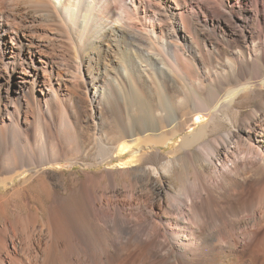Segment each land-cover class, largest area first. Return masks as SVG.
I'll use <instances>...</instances> for the list:
<instances>
[{
	"label": "rangeland",
	"instance_id": "obj_1",
	"mask_svg": "<svg viewBox=\"0 0 264 264\" xmlns=\"http://www.w3.org/2000/svg\"><path fill=\"white\" fill-rule=\"evenodd\" d=\"M3 1L4 3L0 2L1 6L6 8L8 4L6 13H10L8 16L6 14L4 22L8 23V27L23 38L14 39V43H17V40L27 43V40L32 39H26L22 37V34H33L36 38L32 40L34 45L38 42L41 43L40 45L43 44L40 49L46 56L52 58L56 66L55 70H46L39 62L34 65L43 79L47 77L56 84L54 87H58V91L55 90L57 98L49 109L45 108L44 100L39 93L35 98L40 102V109L36 106H27L24 101L22 102L20 112L27 115L32 122V126L29 127L31 137L39 135L37 132L33 133L38 123L42 139L47 149L50 148L48 151L55 156L56 161L43 166L47 172H39L40 176H33L31 179L33 181L29 180L25 183V175L14 178V181L10 183L9 179L14 173H0V185H3L2 183L5 185L4 188L0 186V226L12 217L10 214L12 211L19 215H26L24 204H34L44 209L48 203L54 202L62 215V212H66L62 211L63 206L66 205L64 198L74 193L76 197H79L78 199H84H80L79 203L83 205L79 204V206H83L84 210L88 207L87 211L83 210L86 214H89V208L93 204L91 202L96 201V199H91L93 197L97 198V202L105 203L106 198L113 201L112 203L120 202L126 205L127 211L130 212L133 209L130 205L135 206L137 203L130 200L131 193L140 196L144 202L143 205L148 207L159 200L155 189L161 187L167 196L173 199H186L188 208L195 207L191 212V219H186V222H190V228L195 232L198 234L207 232L212 236L218 231V248L222 243L225 244L224 240L232 244L241 242L243 233L247 230L253 232L256 237L264 236V151L261 148L257 152L254 150L258 145L254 137L256 130L259 134H264L263 131L257 129L261 123H264V24L261 19L264 18V0H251V7L258 17L248 20V14L241 10V6L238 7L241 1L244 8L247 0H180L179 10H176L172 0H142L150 2L142 4L144 13L147 16L155 14L157 19H161L162 23L159 28L163 30L168 31L173 27V21L170 19L172 14L177 16L178 12H181L188 18L196 30L195 34L191 31L186 32L187 36L191 37L188 40L192 41L200 58L197 55L196 58L188 54L183 55L181 51L176 50L174 53L166 52L161 50V45H156L155 47L159 49L153 51L155 56L151 60H145L142 55L140 57V54L133 55L130 59L123 54L122 49L119 51L110 47V51H113L109 52L110 54L123 58L127 73H130L138 63H148V69L152 68V70L149 69L151 72H154L153 65L161 67L162 63L164 67L166 65V68H169L168 65L173 66L172 70L177 67L174 73H176L178 83L175 81L172 83L171 80L167 82L166 90L161 91L159 86H164L163 84L158 83L156 87L154 83L149 82L148 89L153 96L145 100L138 99V102L135 98V88L134 90H130L133 87L128 88V91L120 90L115 81L113 82L116 76L121 75L117 72L113 80L107 81V78H102L100 88H103V94L97 97H94L92 91L89 90L88 75L76 82L77 89L73 91L74 93L70 92L69 82L64 84L62 78L61 81L56 79L57 70L60 73L74 71L75 61H82L86 65V61L91 60L93 63L90 64L92 67L90 71H93L94 62L102 53L98 50V45L105 47V44L108 45L107 42L99 39H74L72 31L64 22L42 21L35 16L27 15L24 12L26 11L25 6L23 7V4L21 6L18 2L21 0ZM106 1L98 0L96 5L102 17H106L105 12L108 9L117 11L116 9L119 8L115 1ZM129 1L125 2L133 9L140 4V1H135L133 6ZM28 2L34 5L43 0H28ZM17 11H21L22 14ZM217 17L220 18L222 24L218 31L214 32L211 28V21L216 20ZM243 21L248 23L249 39H243L240 35L244 27ZM108 29L109 26L106 27V30ZM169 38L167 34L166 39ZM6 41L9 42L10 39ZM249 43H254L256 50L248 47ZM2 44L0 40V70L3 71L8 59L4 55ZM37 46L39 47V44ZM96 46L97 49H95ZM214 47H218V52ZM90 48L94 50L92 53ZM237 51H241L243 58L235 54ZM227 60L234 66L232 69L235 79L230 74L231 70L223 64ZM23 66L29 67L30 65ZM216 68H218V78L214 74ZM246 83L251 84L250 90L240 93L231 106H225L227 93L237 90ZM156 89H159L161 95L160 92L155 94ZM185 95L188 98H194H189L190 100L187 99V102H184ZM124 98L128 101L122 100ZM195 99L200 105L198 109H194L191 105L192 100ZM217 102H221L222 106L216 113L212 111V108ZM203 107L208 111L203 110ZM132 120L134 122H131ZM119 128L123 133L118 131ZM126 129H130L131 132ZM201 130L203 131L202 139L192 146L182 145L186 137L201 132ZM157 136H162V139H156ZM52 143L55 147L51 145ZM129 144L138 145L143 152L142 157L134 166L122 169L120 163L126 162L129 154L120 159L116 157L117 148L119 145ZM215 145H218V152L213 151ZM169 160L174 166L165 167L164 164ZM154 166L159 172L157 177L151 172L148 177L143 171L138 170L142 167L145 172H148L149 170H146ZM179 172H182L181 179L178 178V174L181 175ZM43 183L47 184L49 194L41 189ZM15 184L21 185V188L30 187H27L29 189L25 192L13 193L12 189L16 186ZM201 189H203V197L200 198L199 190ZM166 195L162 197L163 202L167 201ZM187 198L191 201L188 202ZM177 214H173V217H178ZM183 215L184 213H180V217ZM128 219L130 223L135 222V218L130 215ZM74 220L72 222L74 226L79 227ZM59 249L62 252V248ZM60 251L59 254L62 257Z\"/></svg>",
	"mask_w": 264,
	"mask_h": 264
},
{
	"label": "bare ground",
	"instance_id": "obj_2",
	"mask_svg": "<svg viewBox=\"0 0 264 264\" xmlns=\"http://www.w3.org/2000/svg\"><path fill=\"white\" fill-rule=\"evenodd\" d=\"M107 1L110 2L111 0ZM114 1L118 3L119 8H115L117 11L108 9L105 12L106 17H102L98 10V6H96L98 0H43V2H38L34 5H32V3L30 4L28 0H21L18 2L21 3V6L22 4L23 7L25 6L24 8L26 11L24 10V12L27 15L35 16L38 20L59 23L64 22L72 31L74 39H99L107 42L108 45L106 46L105 44V47L98 45V50L102 53L98 57L99 59H96V62H94L93 71H90L92 69L90 64L93 63L91 60L86 61V65H84L82 61H75L73 64L75 70L67 71L69 73H64L65 71L60 73L57 70L56 79L61 81L62 78V83L64 84L65 82H69L70 89H68L70 92H75L77 89L76 82L82 80L85 75L89 77V82L87 84L90 89H88L92 91L94 97H97V95L103 94V88H100L103 77L107 78L108 81L111 79L113 80V76L117 75V73L121 74L120 76H116V80H113V82L115 81L120 90L125 91L131 87H133V89L130 90H134L135 88L136 97H134L137 98V100L135 99L137 102L138 99L145 100L153 96H151L148 89L149 82L152 84L154 83L156 87L158 83L163 84L164 86H159V89L161 87V91L166 90V84L171 80L172 83L173 81L178 83V79L175 77L176 73H174L177 67L172 70L173 66H171V68L170 65L167 64L169 68H166V65L165 67L163 65L164 63H162L161 67L153 65L154 72H151L152 68H149L151 70L148 69V63H138L133 67V70L130 71L131 74L127 73L125 68L126 64L122 61L123 58L121 59V57L118 56L120 59L118 60L117 57L113 56L114 54H110L109 52H113L110 51V47H114L119 51L122 49L123 54L129 58L131 56L133 57V55L137 56L140 54V57L142 55V58H145L147 61L155 56L153 51H156V45H161V50L166 52L174 53L176 50L181 51L183 55L188 54L194 58H196L197 55V57L200 58V54L196 51V47L192 45V41L188 40L191 39V37H188L186 33L190 31L194 34L196 33L193 23L181 12H178L177 16L172 14L170 19L173 21V27L166 31L159 28L162 20L157 19L155 14L154 16H147L146 13H144L142 4H149V1L130 0L133 6L135 1H140L137 8L135 7L136 9L128 6L125 2L126 0H113V2ZM172 1L175 3L176 10H179L180 0ZM0 2L4 3L3 0H0ZM1 3L0 40L3 42L4 55L6 59H8V63H6L3 71L0 70V173H14L9 179L10 183L14 181V178L25 175V183L29 182L33 176H38L39 172H45L46 170L43 169L44 165L56 161L55 156L51 155L48 151L50 148L47 149L46 143L42 139L39 124L37 123L38 126H36V131L33 132L34 134L37 132L39 135L32 138L29 132V127L32 126V122H30L27 115H23L20 112L23 101L27 106H36L37 109H40V102L36 101L35 98L38 93L44 100L45 108L49 109L51 107L52 103L57 98L55 90L58 91V87H54L56 84L48 80L47 77L43 79L38 69L35 68V65L36 62H39L44 65L46 70L50 71H54L56 66L52 58L46 56L40 49L43 44L40 45L41 43L38 42L37 45L39 44V47L36 44V46L34 45L32 40L36 38L33 34H22V37L32 39L31 41L27 40V43L20 40L14 43V39L23 38L18 36L16 31L11 30V27L9 28L7 25L8 23L4 22L8 4L5 8L1 6ZM251 5V0L245 2V7H247L248 10L244 9L245 7L243 8L241 1L240 4H238V7L241 6V10L248 14L247 20L258 17ZM17 6L19 7V5ZM9 7L11 8V5H9ZM18 7L16 9H18ZM20 12L21 11L18 13ZM9 14H7V16ZM16 19H14V21ZM132 19H136L137 21ZM261 19L264 24V18ZM243 23L244 27L240 35L243 39H249L250 31L248 23L247 21H243ZM221 24L222 22L219 17H217L216 20H212V30L214 32L218 31ZM108 26L109 29L106 30ZM167 34L170 36L169 39H166ZM6 39H10V41L7 42ZM180 41H183L181 43L182 45L179 43ZM247 46L256 50V45L254 43H249ZM214 48L218 52V47ZM95 49H97V46ZM92 51L94 50L90 48L91 53ZM235 54H237L239 58H243L241 51H237ZM109 55L112 56L109 57ZM28 64L30 65L29 67L23 66ZM223 64H226L227 68L231 70L230 74L234 77L233 79H235L236 77L232 69L234 66L232 63L227 60L223 62ZM214 74L218 78V68L215 69ZM57 85L59 84L57 83ZM250 85L251 84L246 83L237 90L229 91L226 95L227 97L225 96V106H231L240 93H246V91L250 90ZM65 86L67 87V85ZM158 90L156 89L155 94L160 92ZM186 96L187 95H185L183 99L184 102H187V99L190 98ZM127 98L122 100H127ZM129 102H131L130 99ZM220 103L217 102L213 106V112L217 113L219 111V108L222 106ZM191 105L194 109H198V106H200L196 99L192 100ZM203 108V110L208 111L205 107ZM131 122L134 121L132 120ZM261 124L260 126L258 124L259 127H257V129H260L261 132L263 131L264 133V126H261ZM122 127L126 128L125 126ZM120 129L121 128H119L118 131L123 133ZM128 130L130 131V129ZM199 132L186 137L182 145L186 147L192 146L202 139L203 131L201 130V132ZM254 137L258 144L255 146L254 150L257 152V150L261 148L264 151V134H259L256 130ZM156 139H162V136ZM51 145H53V143ZM145 145L148 144L146 143ZM213 151L218 152V145L213 147ZM141 153L143 152L138 145H119L116 157L121 159V157L129 154L127 161L120 163V168L123 169L134 166L139 158L142 157ZM181 162H183V160ZM170 165L174 166L171 160L166 161L164 164L165 167ZM138 170L143 171L148 177L150 176V172L156 177L159 173L156 166L148 168L146 170H149L148 172H145L142 167ZM180 174L181 175L178 174V178L180 177L181 179L182 172ZM2 184L3 185L0 186L4 188L5 185L4 183ZM20 186H14L12 189L13 193L25 192L29 189L27 187H30L24 186V188H26L24 189ZM41 189L46 191L47 194L50 192L45 183L41 185ZM82 191H80V193H82ZM202 193L203 189L199 190L200 198L203 197ZM74 194H69L68 198L65 196L64 203L66 205L65 207L63 206L62 211L66 212H62V215L54 202L48 203L44 209L34 206V204H24L23 207H25L24 209L27 211L26 215H19L16 214L15 211H12V213H10L12 217L9 220L7 219L8 221H4L5 223L3 226H0V264H264V236L256 237L253 232L247 230L243 233V236L241 235L243 237L241 242H234L232 244L228 240H224L225 244L222 243L218 248V231L212 236L210 235L211 233L207 234V232H200L199 234L195 232L190 228V222H186V219H191V212L195 207L192 206L188 208L186 199H173V197L167 196L164 189L161 187L155 189V194L159 197V200L157 199L158 201L156 203L148 207L143 205L144 202L140 196L131 193L130 200H132V202L136 201L137 203L135 206L132 204L130 205L133 208L130 212L127 211L126 205L120 202L112 203L113 201L111 202L108 198H106L105 203H103V201L97 202V198L92 196L93 198L91 199H96V201L93 200V202H91L93 204L91 208H89V214H86L84 211H87L88 207L84 210L83 206H79V202H81L80 199L82 198L78 199L79 197H76ZM81 195H83V193ZM163 195L167 197V201L165 200L166 202H163ZM189 201H191V199H188V202ZM186 207L189 209L188 211ZM20 212L22 213V211ZM175 213H178V217H173ZM180 213H184V215L180 217ZM63 215L65 217H63ZM128 215L135 218V222L133 221L134 223H130L131 221L128 219ZM73 219H75L74 221L79 227L76 228L74 226V223H72ZM71 225H73V227ZM198 226L199 225H197V227ZM59 248H62V252ZM58 250L62 254V257Z\"/></svg>",
	"mask_w": 264,
	"mask_h": 264
}]
</instances>
